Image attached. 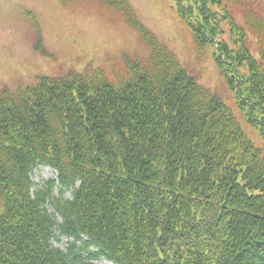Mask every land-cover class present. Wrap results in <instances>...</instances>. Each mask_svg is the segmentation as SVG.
Listing matches in <instances>:
<instances>
[{
  "label": "trees",
  "instance_id": "trees-1",
  "mask_svg": "<svg viewBox=\"0 0 264 264\" xmlns=\"http://www.w3.org/2000/svg\"><path fill=\"white\" fill-rule=\"evenodd\" d=\"M173 1L232 105L128 0H97L147 55L124 56L112 77L88 63L0 88V264H264V16L244 0ZM39 165L69 197L52 182L34 190ZM58 236L73 239L68 251L53 246Z\"/></svg>",
  "mask_w": 264,
  "mask_h": 264
},
{
  "label": "rangeland",
  "instance_id": "rangeland-1",
  "mask_svg": "<svg viewBox=\"0 0 264 264\" xmlns=\"http://www.w3.org/2000/svg\"><path fill=\"white\" fill-rule=\"evenodd\" d=\"M0 0V88L11 90L19 84H35L39 75H60L68 70H82L91 63L100 67L108 77L113 70L123 67V58L147 55L145 45L136 32L123 21L121 15L100 7L97 0ZM139 19L173 51L187 70L206 87L215 89L232 105L230 92L224 84L211 53L199 56L190 30L177 13L173 0H128ZM257 7L264 16V0H244ZM237 22L243 25L240 10L231 8ZM35 20L38 25L32 21ZM223 37L227 40L228 33ZM36 45L48 52L43 56ZM250 51L257 54L251 37ZM237 114V113H236ZM239 113L237 114V116ZM248 136L257 144V132L246 127ZM33 188L45 189L52 182L54 196L69 197L70 191L61 194L57 173L51 167L39 165L31 173ZM48 210L53 213L50 204ZM56 220L60 222V217ZM72 238L54 237L55 247L68 251ZM77 242V246H80ZM97 264H113L103 257L93 260Z\"/></svg>",
  "mask_w": 264,
  "mask_h": 264
}]
</instances>
